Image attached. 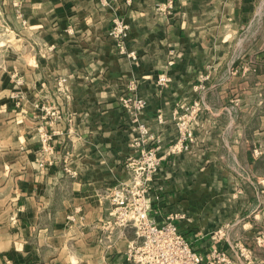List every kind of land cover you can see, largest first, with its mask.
I'll list each match as a JSON object with an SVG mask.
<instances>
[{
  "label": "crops",
  "instance_id": "1",
  "mask_svg": "<svg viewBox=\"0 0 264 264\" xmlns=\"http://www.w3.org/2000/svg\"><path fill=\"white\" fill-rule=\"evenodd\" d=\"M168 1L0 0V264L124 259L134 229L112 231L107 241L102 223L111 218L113 187L134 179L139 129L109 89L144 97L142 119L162 138L165 154L149 191L163 201L151 210L158 222L187 198L185 168L195 165L187 150L172 153L180 148L171 145L175 113L193 125L192 148L234 146L225 140L240 124L229 94L246 68L233 57L255 53L250 38L264 52V0H171L167 12ZM117 22L127 26L122 35ZM59 75L67 95L56 91ZM160 111L166 121L158 127ZM179 226L202 251L212 247L201 229Z\"/></svg>",
  "mask_w": 264,
  "mask_h": 264
},
{
  "label": "rangeland",
  "instance_id": "2",
  "mask_svg": "<svg viewBox=\"0 0 264 264\" xmlns=\"http://www.w3.org/2000/svg\"><path fill=\"white\" fill-rule=\"evenodd\" d=\"M247 42L250 50H255V53L245 57H233L234 63L244 58L246 68L243 79L235 77V85L229 94L233 97L230 109L240 124L235 127L233 136H227L225 140L233 139L234 146L222 145L218 151L205 148L201 150L199 145L192 148L196 136L185 113L176 112L172 120L179 134L171 145L173 148L176 145L180 148L171 152L178 155L187 150L185 159L195 161V165L185 168L187 198L174 201L173 204L181 206H176L177 210L167 217H173L182 227L194 225L203 231L204 240L209 238L207 242L212 245L204 252L211 254L213 249H216L217 254L210 261L212 264H264V52H256L257 40L250 38ZM11 74L17 85L21 78L19 73L14 70ZM66 80V75L58 76V94L70 93L71 89L66 86ZM135 88L133 84L132 89ZM137 88L139 91V85ZM130 90L109 89L107 95H116L120 106L134 115L136 127L139 129L134 144L139 148V154L134 156L132 161L136 160L135 166H138L135 168V176L138 175L140 179L138 183L143 185L144 192L150 197L149 191L154 188L151 184L153 185L155 176L160 173L165 152L160 148L163 144L161 136H152L151 125L142 119L147 100L136 92L130 94ZM19 92L17 86L10 89L14 99L22 95ZM163 114L162 111L158 113V127L166 121ZM241 123L246 127L242 136L239 134ZM142 124L146 126L145 133L141 130ZM147 140L151 142L148 148H145ZM129 178L131 175L122 183H128ZM157 190L161 191V186ZM157 197L155 200L150 197L152 209L154 203L163 202L161 195ZM132 201H128L129 205ZM104 223L102 227L106 232L107 241L112 231L117 235L125 232L119 228H106L108 225ZM125 243L121 242L122 245Z\"/></svg>",
  "mask_w": 264,
  "mask_h": 264
},
{
  "label": "built area",
  "instance_id": "3",
  "mask_svg": "<svg viewBox=\"0 0 264 264\" xmlns=\"http://www.w3.org/2000/svg\"><path fill=\"white\" fill-rule=\"evenodd\" d=\"M163 9L170 11L172 1L166 2ZM126 27V24L117 22L114 30L122 32V35ZM166 80L165 75L159 77L160 83ZM141 130L147 131L144 124ZM47 139L44 138L45 141ZM139 180L136 175L128 183L121 182L112 189L110 215L113 218L105 221L106 228L135 231V238L124 252V259L116 264H212L210 261L216 256V249L210 254L196 247L192 236L186 234L171 216L162 222L156 221L151 215L150 197ZM131 199L133 201L129 205Z\"/></svg>",
  "mask_w": 264,
  "mask_h": 264
}]
</instances>
